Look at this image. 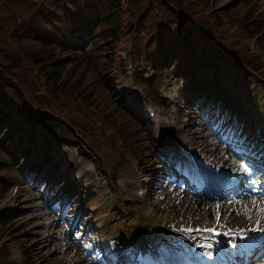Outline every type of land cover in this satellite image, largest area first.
<instances>
[{"label":"trees","instance_id":"16d2710c","mask_svg":"<svg viewBox=\"0 0 264 264\" xmlns=\"http://www.w3.org/2000/svg\"><path fill=\"white\" fill-rule=\"evenodd\" d=\"M213 1L0 0V37L3 35L0 43V127L8 121L4 118L10 117L9 111L16 109L17 118L26 125L19 131L21 134L27 132V126L37 132L36 119H41L52 131L56 124L64 126L59 132L68 137L69 133L79 130L83 122L117 126L121 134L132 130L129 113L112 107L115 104L112 93L109 94L113 103L109 107L90 93L89 86L84 87L95 79V74L101 76L99 70L104 71L106 64H101L102 57L94 58L97 52L75 55L72 33H77L83 24H89L88 33L95 34L91 23L100 22L99 26L107 27L111 36L113 29L126 23L137 37L153 39L164 55L173 49L177 52L183 49L184 62H179L178 66L182 70L189 68L190 75L199 70L206 74L205 70L217 67L219 61L231 63L240 70L241 62L245 63L241 56L248 48L246 40L257 35L264 23L247 24L251 9L246 7L221 9L209 17L207 9ZM244 9L246 12H242ZM185 18L191 24H187ZM210 19L213 25L227 20L230 25L239 24L241 28L218 36L215 29L207 26ZM106 33L95 41L96 45L110 39ZM258 41L264 42V37H259ZM248 69L255 68L248 65ZM244 76H248L246 71ZM1 99L8 108L2 105ZM91 106L92 110L85 113ZM53 136L43 138L49 141ZM9 146L0 139L2 156L11 155ZM29 148L24 146L22 150L25 152ZM0 191H5L2 184ZM18 216L7 212L0 215V264H8L7 249L16 234L13 231L11 239L1 244L3 232L12 222L7 230H13Z\"/></svg>","mask_w":264,"mask_h":264},{"label":"rangeland","instance_id":"374dc122","mask_svg":"<svg viewBox=\"0 0 264 264\" xmlns=\"http://www.w3.org/2000/svg\"><path fill=\"white\" fill-rule=\"evenodd\" d=\"M219 1L215 0L212 4L216 5ZM250 1L256 3V7L264 3V0ZM2 38L3 35L0 37V43ZM88 45L89 43L85 40L78 42L79 50H82V47H88ZM233 76L234 73L230 69V76L227 75L225 81L230 94L229 106L226 108L222 107L220 115L215 111L217 110V106L215 108L208 107L209 103L199 106L198 102L196 105L199 107L195 109L193 106L194 99L191 97L192 93L185 88L187 81L179 83L174 78L170 79L163 89L162 100L165 108L161 110L154 104L148 103V105L150 109H154L156 112L153 116L154 120L157 117L165 116L167 117V122H181V119L185 118V121L182 123L184 128L193 126L192 130L196 132L193 140L196 142L194 149L197 152L206 154L208 158L214 157L216 163L223 162L224 166L229 161L242 159L243 163L251 169L254 178H257V185H260L264 182V143L259 140V137L264 141V133L262 135L261 133L257 134L259 137H256L254 133L256 130V116L262 117L261 123L264 127V102L262 100L264 98V90L262 92L257 87L251 89L253 86L252 80L250 83L243 80L239 83L234 82ZM123 86L125 96L130 102H133V99L138 100L139 97L143 99L141 92L133 85L130 78L123 83ZM223 87L226 89L224 85ZM240 89H243V92H245L244 101L247 103L246 105H244V101L241 100L240 95L237 93ZM128 93L133 94L134 97H129L128 95V98ZM254 93L257 94V100L255 101L251 100ZM165 94L172 97L173 101L170 102L165 98ZM177 100L178 103L176 102ZM231 105L236 107V111H231ZM136 106L139 107L140 104L137 103ZM253 109L257 111H253ZM235 112L246 115L247 119L244 121L240 117L239 121L235 124L232 119ZM251 113H254L255 118ZM223 114L225 117L230 116L226 126L222 124ZM185 115L186 117H184ZM216 129H218L217 132L215 131ZM234 133L235 136H233ZM190 134L193 135V133ZM67 141V145L61 144L50 148V151L55 149V152L62 155L59 158L61 166L57 168L58 175L56 173V176L51 177V180L49 179L46 182L42 180L36 185L31 184V182L28 183L26 179H16V187L8 201H4L5 194L0 193V206L8 204L9 206L23 208L22 210L25 212V215L19 219L20 223L29 224V228L23 230V232L27 233L25 235L28 245L27 251L22 252L23 250L20 246L15 248L17 254L20 255V263L32 261L30 263L34 264H85V260H88L89 264L97 263L92 258L88 259L85 256L86 253L82 250L78 241L74 242L71 238L66 239L70 230L73 229L72 233H74V236L82 234V229L77 226L78 222L72 224L73 220L69 221L67 217H75V213L78 212V217L86 220L85 226L88 224L104 237H110V234L115 233L121 226L127 225L129 230V225L139 218L138 210L137 212L129 213L126 207H123L125 211L121 212L123 214L121 217H128L127 224L123 221L118 223L117 218H114L117 215L110 211H107L102 218H97L96 216L99 211L112 204L110 196L117 188H120L121 193L126 197V202L132 199V197L139 198V195H143L144 197L140 204V208H142L140 214L147 208L156 210L159 218L156 224L160 227L167 226L170 223L167 221L179 219L180 217L185 220H193V218L198 217L205 220L202 217L208 216L209 221L214 220L212 211L211 214H204L206 206L199 207L200 203L197 201L193 202L189 197L190 193L184 190L180 184L176 185L174 182L168 183V179L161 180L160 178H155V180L150 182L147 181L148 177L154 176L155 170L159 167L156 144L152 141L147 143L148 149L146 147L148 154L146 159L150 166L146 169L138 168L135 163L123 166V169L118 170L116 173L117 183H115V187H113L114 182L109 181L106 170H98L93 167L92 162L95 160L91 153L87 152L80 155V152L76 148V141ZM219 141L220 143L218 144ZM233 145L234 150L236 149L237 152L243 150L244 154L238 157L234 155ZM245 147L248 148V151H246ZM82 164H85L88 173L81 171L80 166ZM64 168H67V170L64 171ZM6 171L10 170L6 169ZM75 174H82V179H73ZM131 174H134L138 181L134 188L126 182V180L130 179L129 175ZM90 178L94 180V184L96 185L89 183ZM48 183L50 185H47ZM97 187L101 193L100 196H102L100 204L102 206L98 211L89 208L90 199H88L89 194ZM134 192L137 194L134 195ZM256 194L259 193L256 192ZM83 195L85 196L84 199L81 198ZM253 197L252 195L243 198L245 200L238 202V205H235V202H229L223 213V219L225 218L224 220L232 225L240 224V220L243 221L242 216H247L256 205L262 206V197L259 196L257 200ZM73 204L75 207H71ZM58 206H60L59 208L64 207L67 214H64L62 217L61 215H56L58 211L55 214L54 210ZM112 209L114 210L115 208ZM60 217L63 229L57 227L59 223L53 224L55 222L53 218L59 219ZM62 232H64L63 240L59 237V234ZM29 255L32 257L30 260L28 259ZM252 264H264V253L259 258L254 259Z\"/></svg>","mask_w":264,"mask_h":264},{"label":"snow or ice","instance_id":"6c2138e0","mask_svg":"<svg viewBox=\"0 0 264 264\" xmlns=\"http://www.w3.org/2000/svg\"><path fill=\"white\" fill-rule=\"evenodd\" d=\"M242 173H245V174H247V173H249L250 171H251V169L249 168V166H247L245 163H243V162H240V169H239ZM257 223H259V222H257ZM188 231H191V229H188ZM197 231H199V229H197ZM205 231H209V232H213L214 234H218V233H215V230L214 229H205ZM228 233H225V235H227ZM229 243H231V241L229 240L228 241ZM199 247H201V248H206V249H209V248H211L212 247V245L211 244H208V243H204V244H201V245H199ZM207 255L209 256V257H211L212 256V252L211 251H208L207 252Z\"/></svg>","mask_w":264,"mask_h":264},{"label":"bare ground","instance_id":"6f19581e","mask_svg":"<svg viewBox=\"0 0 264 264\" xmlns=\"http://www.w3.org/2000/svg\"><path fill=\"white\" fill-rule=\"evenodd\" d=\"M259 120V119H258ZM191 129V128H190ZM183 141L184 142H186L187 140L185 139V138H183ZM175 191V190H174ZM181 198H183V197H181ZM185 202V201H184ZM211 209L209 208V209H207V210H205V212H204V214H211Z\"/></svg>","mask_w":264,"mask_h":264}]
</instances>
